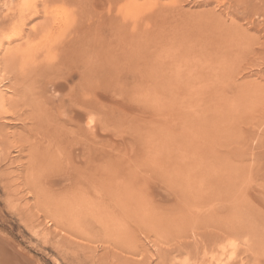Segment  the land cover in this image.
I'll return each instance as SVG.
<instances>
[{"label":"rangeland","instance_id":"1","mask_svg":"<svg viewBox=\"0 0 264 264\" xmlns=\"http://www.w3.org/2000/svg\"><path fill=\"white\" fill-rule=\"evenodd\" d=\"M2 94L0 264H264V0H0Z\"/></svg>","mask_w":264,"mask_h":264},{"label":"bare ground","instance_id":"2","mask_svg":"<svg viewBox=\"0 0 264 264\" xmlns=\"http://www.w3.org/2000/svg\"><path fill=\"white\" fill-rule=\"evenodd\" d=\"M70 32H73L74 33V31H70ZM90 32V31H89ZM120 32V31H119ZM72 33V34H73ZM130 33H132L131 31H130ZM136 33V32H135ZM88 34V33H87ZM87 34H85V36L87 35ZM120 34V33H119ZM92 35V34H91ZM134 35V34H133ZM75 35H73V37H74ZM126 36V35H125ZM131 36H132V34H131ZM77 37V36H76ZM89 37V36H88ZM117 37H118V35H117ZM120 37V36H119ZM127 37V36H126ZM83 38V37H82ZM91 38V37H90ZM128 38V37H127ZM126 39V38H125ZM134 39V38H133ZM132 39V40H133ZM72 39H70V37L68 38V39H66V41H71ZM74 40V39H73ZM72 40V41H73ZM83 40V39H82ZM88 40V39H87ZM86 40V41H87ZM124 41V40H123ZM126 41V40H125ZM138 41V40H137ZM64 42V41H63ZM85 42V41H84ZM65 43V42H64ZM68 43V42H67ZM73 43H76L75 41L73 42ZM123 43H125V42H123ZM122 43V44H123ZM133 42H131V44H132ZM136 43V42H135ZM89 44H90V42H89ZM121 44V43H120ZM121 44V45H122ZM126 45L128 44V43H125ZM130 44V43H129ZM70 45H71V43H70ZM70 45H68V46H70ZM132 45H135L136 46V44H132ZM131 45V46H132ZM60 46V45H59ZM90 46V45H89ZM87 47V49H83L84 48V46H78L79 48H77V47H69V49H65V50H63L62 52H60L57 56H58V58H62V60L63 61H65V63L66 64H68V65H71L72 67H74V68H76V69H78V70H81V72L79 73V80L82 82V84H81V86L83 87V89H84V91L87 93V94H90L89 96H87V98H86V96H85V100H86V103H87V106H89L90 105V102H91V99H92V92H91V85L93 84L92 83V80H91V75H92V66H94V65H92L91 64V62L93 63V61H91L92 59H93V57L92 56H95L96 54H95V52L93 53V51H94V49H92L91 47ZM139 46V45H138ZM118 47V46H117ZM120 47H122V46H120ZM128 47V46H127ZM92 50V53H91V51H90V49ZM125 48V47H124ZM123 48V49H124ZM129 48H131V47H129ZM62 48H58L57 49V51L58 50H61ZM128 49V48H127ZM17 50V49H16ZM11 51H13V50H10V51H8L7 53H8V57H5V58H8V60H10L11 58H12V56H13V52H11ZM15 51V50H14ZM124 51V50H123ZM122 51V52H123ZM127 51V50H126ZM131 51H132V49H131ZM101 52V51H100ZM13 53V54H12ZM124 53L126 54V52L124 51ZM91 54H95V55H91ZM119 54V53H118ZM48 55H49V53H48ZM54 55V54H53ZM101 55V54H100ZM127 55V54H126ZM16 56V55H15ZM55 56H56V54H55ZM97 56V55H96ZM119 56V55H118ZM123 56V55H122ZM121 56V57H122ZM134 56V55H133ZM99 57V56H98ZM124 57H125V55H124ZM127 57V56H126ZM131 57V56H130ZM136 57V56H135ZM95 58V57H94ZM103 58V57H102ZM120 58V57H119ZM129 58V57H128ZM133 59H134V57H132ZM22 59V58H21ZM96 59V58H95ZM131 59V58H130ZM7 60V61H8ZM14 60V58H12L9 62H7L6 63V68H11L12 67V61ZM122 60V59H121ZM126 60H128V59H126ZM135 60V59H134ZM31 61V60H30ZM119 61V60H118ZM130 61V60H129ZM133 61V60H132ZM95 62H96V60H95ZM4 63V62H3ZM53 63H55V62H53ZM57 63V62H56ZM122 63H123V61H122ZM60 64V63H59ZM78 64H82V66L81 65H78ZM95 64V63H94ZM119 64V63H118ZM52 65V64H51ZM50 65V66H51ZM92 65V66H91ZM49 66V63H48V65H47V68L48 67H50ZM53 66V65H52ZM131 66H132V63H131ZM38 67V66H37ZM58 67V66H57ZM117 67H119V66H117ZM53 68H54V66H53ZM56 68V67H55ZM119 68H122V67H119ZM43 69V68H42ZM50 69H52V67L50 68ZM50 69H49V71H50ZM124 69V68H123ZM53 70V69H52ZM57 70H58V68L56 69V73H57ZM93 70H94V68H93ZM135 70V69H134ZM119 71V70H118ZM122 71V70H121ZM59 72H61V71H59ZM94 72V71H93ZM19 73V72H18ZM117 73V72H116ZM16 74V73H15ZM141 74H142V72H141ZM144 74V73H143ZM108 76V75H107ZM92 77H94L93 75H92ZM72 80V79H71ZM76 86V85H75ZM72 89L74 88V86H72L71 87ZM74 90V89H73ZM132 90V89H131ZM124 92H126V91H124ZM131 92V91H130ZM83 93V90H82V92H79L78 94H82ZM13 103V102H12ZM12 103H7L6 102V99L4 98V95L2 94L1 96H0V115L1 114H5V113H7L8 111L6 110V108H5V106L8 104V105H12L13 106V104ZM17 103H18V101H17ZM82 103V102H81ZM69 104V103H68ZM7 105V106H8ZM15 107V106H14ZM19 114V113H18ZM17 115V114H16ZM26 115V114H25ZM47 115H49V114H47ZM23 116V115H22ZM9 117V116H8ZM29 117V116H28ZM47 118H48V116H46ZM56 117V116H55ZM30 119V118H29ZM41 119V118H40ZM43 119V118H42ZM5 120V119H4ZM7 120V119H6ZM56 122V121H55ZM50 123H52V122H50ZM67 126V125H66ZM47 128V127H46ZM60 128H62V126L60 127ZM60 130H63V129H60ZM65 131V130H64ZM70 131V130H69ZM63 132V131H62ZM71 132H73L72 130H71ZM54 133V132H53ZM56 133V132H55ZM38 134V133H37ZM43 134V133H42ZM64 134V133H63ZM51 135V134H50ZM61 135V134H60ZM65 135V134H64ZM63 135V136H64ZM76 135V134H75ZM43 136V135H42ZM78 136V135H77ZM22 137V136H21ZM27 137V136H26ZM57 137H59V136H57ZM64 138V137H63ZM72 138V137H71ZM79 138H81L80 136H79ZM22 139H24V138H22ZM36 139V138H35ZM56 139V138H55ZM59 139H60V137H59ZM67 139V138H66ZM26 140H27V138H26ZM56 140H58V139H56ZM76 140V139H75ZM87 139H85V141H86ZM84 141V140H83ZM88 141V140H87ZM91 141V140H90ZM40 142H42V141H40ZM39 142V143H40ZM64 143V142H63ZM44 145V144H43ZM85 145V144H84ZM62 146V145H61ZM87 149H89V146H87ZM51 150V149H50ZM68 150V149H67ZM22 151V150H21ZM55 151V150H54ZM92 153V152H91ZM84 154V153H83ZM88 154V159H87V162H85L84 164H85V166L83 167V168H85V169H82L83 170V172H82V170H81V167H78V166H76L75 167V170H74V177H72V180H73V185H74V187H72L75 191H77V192H79V193H81V191L82 190H84L85 189V191H87L88 192V190H86V187L89 185V187H90V185H91V178H89L88 177V173H90V175L92 174L91 172H93L92 170L94 169L93 168V166H92V163H91V158L93 157V156H90V154H89V150L86 152V155ZM59 155V154H58ZM75 156V155H74ZM82 156V155H81ZM90 156V157H89ZM52 157V156H51ZM86 158H87V156H85ZM71 158V157H70ZM93 160V159H92ZM106 160V159H105ZM99 161V160H98ZM97 161V162H98ZM96 163V162H95ZM98 163H100V162H98ZM80 166V165H79ZM95 166V165H94ZM104 168V167H103ZM98 169V168H97ZM101 169H102V167H101ZM103 170V169H102ZM96 171V170H95ZM107 171V170H106ZM129 171V170H128ZM99 172H101V171H99ZM131 172V171H130ZM95 173V172H94ZM43 174V173H42ZM106 175V174H105ZM128 175V174H127ZM93 176V175H92ZM92 176H90V177H92ZM70 177V176H69ZM128 177V176H127ZM131 177V176H130ZM129 178V177H128ZM81 179H83V183L82 184H84L83 186H81L80 185V181H81ZM81 186V187H80ZM79 188H81V190L79 189ZM84 188V189H83ZM82 194V193H81ZM88 194V193H87ZM73 195V194H72ZM84 195V194H83ZM80 197V196H79ZM73 199H75V198H73ZM82 200V199H81ZM76 201H77V199H76ZM71 202H72V200H71ZM80 202H82V201H80ZM2 245H0V247H1ZM7 257H10L9 255H6ZM231 258H232V255L231 254H229V255H227L225 258H224V260L223 261H221L220 262V264H230V261H231ZM1 260L3 261V259L1 258ZM6 260V259H5ZM1 261V262H2ZM10 261V260H9ZM3 263V262H2ZM11 263H13V261H11V262H8L7 261V263L6 264H11ZM5 264V263H4ZM15 264V263H14Z\"/></svg>","mask_w":264,"mask_h":264}]
</instances>
